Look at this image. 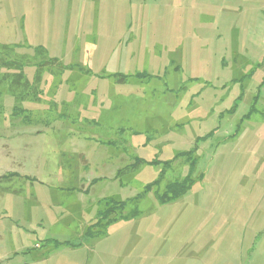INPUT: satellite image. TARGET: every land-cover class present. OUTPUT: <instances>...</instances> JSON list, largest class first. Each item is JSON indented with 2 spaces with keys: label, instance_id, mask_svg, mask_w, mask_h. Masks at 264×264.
Wrapping results in <instances>:
<instances>
[{
  "label": "rangeland",
  "instance_id": "rangeland-1",
  "mask_svg": "<svg viewBox=\"0 0 264 264\" xmlns=\"http://www.w3.org/2000/svg\"><path fill=\"white\" fill-rule=\"evenodd\" d=\"M0 43L54 60L17 116L0 65V264H264V0H0Z\"/></svg>",
  "mask_w": 264,
  "mask_h": 264
},
{
  "label": "trees",
  "instance_id": "trees-1",
  "mask_svg": "<svg viewBox=\"0 0 264 264\" xmlns=\"http://www.w3.org/2000/svg\"><path fill=\"white\" fill-rule=\"evenodd\" d=\"M18 47L19 46H16V45H13L11 47H0V49L2 50V51L0 50V65L4 64L3 66H6L8 69L10 68L9 70L19 72V71H22V69L25 67L27 62H31L36 67V71L38 73H42V68L46 66V65L45 66L43 65L46 63L49 64L54 61V60H49V59L45 60L44 58L45 52L42 49V47L33 48L34 55L32 59L28 58L25 55H21L19 57L17 56L13 57L12 56L14 54L13 50ZM7 82H8L7 89L9 93L13 95L15 102H16V105L13 107V115L17 116L18 114L25 113V110L22 107H19L18 105H20V103L22 102H25V100L32 101L33 98L35 99L38 91L33 92L32 87H28V84H24L27 81L26 82L22 81V78L19 77V74L18 75L17 74L8 75V78L4 81V84H6ZM189 159H192V158H189ZM193 161H189L191 162V167L195 163ZM137 163L143 164L144 162L141 160H138ZM149 164L150 163L148 162L146 165H149ZM153 166H159V165L153 164ZM126 168H128V166L125 167V169ZM121 171L122 169L118 170V172L116 173L117 177L121 174ZM165 174L166 172L165 173L161 172V176L159 179L165 176ZM187 175H191V174L189 173ZM12 176H17V175L9 174V175L2 176L0 179H8V177H12ZM159 179L153 183L145 185L144 190L140 192V194H138L136 197L129 199L127 201H122L119 198H115V197L103 198L100 201L98 209L96 211L95 221L93 222L92 225L88 226L85 229L84 233L82 234V239H85V240L92 239V238L98 237L99 235L103 234L106 228L110 224L122 218L123 211L125 210L127 205L129 204L130 205L132 204L134 206L137 205L138 202L141 199L145 198V196L148 194L149 186L156 185V183L159 182ZM193 182L194 180L185 178L181 182L173 181L169 183L165 188L164 194L158 200L160 202H168L170 200L177 198L179 195H181L183 192L189 189V187L191 186ZM136 208L137 207L135 206V209ZM134 214H137V212Z\"/></svg>",
  "mask_w": 264,
  "mask_h": 264
},
{
  "label": "crops",
  "instance_id": "crops-1",
  "mask_svg": "<svg viewBox=\"0 0 264 264\" xmlns=\"http://www.w3.org/2000/svg\"><path fill=\"white\" fill-rule=\"evenodd\" d=\"M11 46H13L12 44H10V43H8V44H6V43H3V44H1L0 43V47H11ZM16 46H19V45H17L16 44ZM29 48H36V47H42V46H31V45H27ZM26 56V55H25ZM24 69V68H23ZM23 69H22V71H19V72H17V71H15L16 73H14V74H19V77H21L22 78V81H27L26 83H24V84H28V87H32V89H33V92H36V91H38V88H37V85H39L38 83L41 81V76H42V73H38L37 71H36V69H35V71H34V75H33V78H32V81L31 82H29V80L30 79H27L26 78V76H24V72H23ZM13 74V73H12ZM12 74H10V75H12ZM8 76V75H7ZM5 77H6V75H5ZM7 85H8V82L4 85V87L6 88V91H8V89H7ZM31 85V86H30ZM8 93H9V91H8ZM13 100H14V98H13ZM70 140H72V139H74V140H76V141H83L84 139H82V137L81 136H78V137H70L69 138ZM74 140H72V141H74ZM71 154V153H70ZM70 154H69V156H70ZM66 156H68L67 154H66ZM73 170H75V169H73ZM9 175V174H8ZM1 178V177H0ZM8 181H9V179L7 180V179H0V182H2V184H5V182H7L8 183ZM16 191V192H15ZM0 192H3V193H8V194H11V193H19L20 192V189L18 188V190H15V187H12V186H10V185H7V186H5L4 187V185H1L0 184ZM11 196V195H10Z\"/></svg>",
  "mask_w": 264,
  "mask_h": 264
}]
</instances>
